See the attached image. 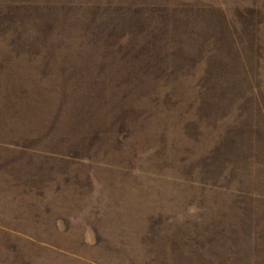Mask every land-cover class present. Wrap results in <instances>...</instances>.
Listing matches in <instances>:
<instances>
[{
	"label": "rangeland",
	"instance_id": "rangeland-1",
	"mask_svg": "<svg viewBox=\"0 0 264 264\" xmlns=\"http://www.w3.org/2000/svg\"><path fill=\"white\" fill-rule=\"evenodd\" d=\"M0 264H264V0H0Z\"/></svg>",
	"mask_w": 264,
	"mask_h": 264
}]
</instances>
